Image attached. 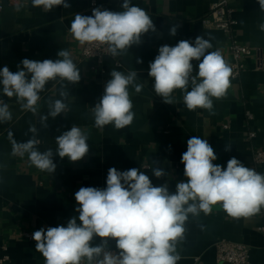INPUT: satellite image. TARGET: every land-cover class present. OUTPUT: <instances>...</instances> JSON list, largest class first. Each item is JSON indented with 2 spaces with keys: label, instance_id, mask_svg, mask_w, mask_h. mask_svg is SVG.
<instances>
[{
  "label": "crops",
  "instance_id": "crops-1",
  "mask_svg": "<svg viewBox=\"0 0 264 264\" xmlns=\"http://www.w3.org/2000/svg\"><path fill=\"white\" fill-rule=\"evenodd\" d=\"M213 1L131 0L132 5L147 12L155 31L143 34L138 45H132L117 59L106 56L102 65L105 71L101 72L93 67V59L81 57L84 46L72 38L71 22L75 14L91 15L96 7L123 11V0H66L70 7L57 6L47 12L32 7L31 0L20 11H16L20 0H0V68L7 66L15 72L25 58L55 60L59 50H68L81 73L75 84L49 81L40 93L37 113L21 109L15 98L4 96L0 88V100L8 103L13 114L12 121L0 123V264H45L44 257L35 249V241L21 232L66 226L70 218L78 215L75 192L81 187L106 188L109 168L118 171L137 168L149 176L153 186L167 184L169 191L175 192L176 184L187 179L181 157L192 136L206 139L211 145L217 156L214 164L227 166L228 160L235 157L252 169L254 149L264 148V69H254L253 55L246 58L247 69L239 78L230 77L226 95L212 98L211 111L202 108L189 111L179 89L172 93L174 103H165L154 91L153 78L148 76L149 63L158 55L160 46H174L181 40L194 42L198 36L210 42L209 52L219 50L230 66L227 34L202 20ZM233 4L235 37L264 50V30L260 27L264 24V11L257 0H234ZM172 28L176 29L174 36L170 34ZM138 59L142 63H137ZM198 63L192 61L193 75L198 73ZM113 70L125 75L136 71L135 83L143 87L137 93L134 86H129L135 114L129 126L116 129L109 124L98 129L92 109L102 97ZM62 83L68 93L64 101L67 110L56 118L48 117L45 127L40 118L47 115L49 101L61 99ZM248 112L253 118L249 119ZM33 126L37 128L36 134L29 131ZM72 126L79 127L88 137L89 151L77 162L55 154L56 137ZM251 131L256 132L254 138L249 137ZM33 135L39 140V151H53L54 173L35 168L27 154L12 155L13 140L26 142ZM147 164L150 168L144 167ZM153 166L167 174L155 177ZM259 171L264 175V164ZM262 224L263 214L234 219L219 205L208 215L190 214L183 239L176 245L180 257L177 264H230L217 259L216 242L221 238L247 244L251 260L264 264V231L258 229ZM100 242L96 237L92 244ZM109 247L115 248L114 240L109 241ZM5 255L8 258L1 262Z\"/></svg>",
  "mask_w": 264,
  "mask_h": 264
},
{
  "label": "clouds",
  "instance_id": "clouds-1",
  "mask_svg": "<svg viewBox=\"0 0 264 264\" xmlns=\"http://www.w3.org/2000/svg\"><path fill=\"white\" fill-rule=\"evenodd\" d=\"M257 2L264 11V0ZM26 6L27 0H20L16 11ZM31 6L46 12L57 6L70 7L66 0H31ZM121 7L120 12L96 7L91 15L75 14L69 29L72 38L81 46L106 45L108 54L115 57L138 45L149 30L155 31L144 9L132 5L131 0H123ZM260 27L264 30V24ZM170 34L174 36L176 29L172 28ZM211 47L202 36L194 42L181 40L174 46H160L148 72L157 96L173 104L172 93L179 89L189 111L197 108L211 111L212 98L226 95L232 76V69L220 51L209 52ZM57 56L55 60L42 61L25 58L15 72L7 66L0 68L2 94L15 98L21 109L37 113L40 93L49 81L75 84L81 79L70 51L59 50ZM192 61H199L196 75ZM110 75L102 97L92 109L98 129L109 124L116 129L129 126L135 115L129 86H134L137 93L143 87L135 83L136 71L125 75L113 70ZM60 97L48 102L47 115L40 118L45 127L48 117L56 118L67 110L64 101L68 93L63 83ZM12 118L8 103L0 100V123H8ZM29 131L36 134L37 128L30 127ZM87 139L79 127L72 126L56 137L55 154L61 159L80 161L89 151ZM38 144L35 135L26 142L13 140L12 155L27 154L35 168L54 173L53 151L41 152ZM215 160L217 156L206 139L198 136L188 139L187 151L181 157L187 179L176 184L175 192H170L167 184L153 186L149 176L137 168L125 171L109 168L106 188L81 187L75 192L78 215L70 218L66 226L33 232L36 251L42 254L45 264H177L180 257L176 245L183 239L190 214L208 215L219 205L229 217L239 219L258 214L264 206V175L245 167L235 157L228 160L226 168L214 164ZM151 171L157 178L167 174L154 166ZM96 237L101 242L93 245ZM110 240L115 241V251L109 248Z\"/></svg>",
  "mask_w": 264,
  "mask_h": 264
},
{
  "label": "built area",
  "instance_id": "built-area-1",
  "mask_svg": "<svg viewBox=\"0 0 264 264\" xmlns=\"http://www.w3.org/2000/svg\"><path fill=\"white\" fill-rule=\"evenodd\" d=\"M233 3L234 0H214L210 6L208 14L202 20L206 25L220 29L225 34H227V50L231 56L230 67L232 69V77L239 78L241 74L247 69V63L245 60L249 56H254V69H264V50L260 47L253 48L250 45L239 41L235 37L234 31L237 21L233 15L235 11V6ZM106 56H110V54L107 52L106 45H101L98 47L84 45L81 52V57L85 59H93V67L100 68L101 72L105 71L102 65ZM113 58L117 59V56ZM116 63L120 65L119 61ZM247 114L249 119L253 118L251 112H248ZM255 136V131H251L249 133V137L254 138ZM262 164H264V148L257 147L253 151L252 169L261 174L259 167ZM144 167L150 168L148 164ZM222 167L226 168V166ZM259 214L264 215V207L261 208ZM258 229L264 231V224L260 225ZM33 232L34 231H23L21 232V235L29 240H33ZM109 248L115 251V248ZM216 249L217 259L220 262H228L230 264H256L251 260L250 247L247 244L236 242L227 238H221L216 242ZM7 258L8 256L5 255L1 262L5 261ZM195 260H198V257Z\"/></svg>",
  "mask_w": 264,
  "mask_h": 264
}]
</instances>
